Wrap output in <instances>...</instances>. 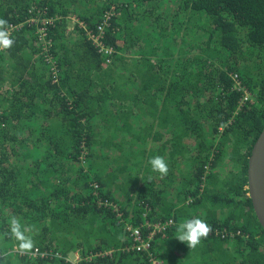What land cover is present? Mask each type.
Returning <instances> with one entry per match:
<instances>
[{
    "label": "trees",
    "instance_id": "16d2710c",
    "mask_svg": "<svg viewBox=\"0 0 264 264\" xmlns=\"http://www.w3.org/2000/svg\"><path fill=\"white\" fill-rule=\"evenodd\" d=\"M106 11L111 62L88 33ZM73 15L83 26L69 29ZM0 20L14 40L0 48V264H264L247 189L264 127V0H0ZM193 216L209 232L189 248L176 226ZM168 219L149 238L145 223Z\"/></svg>",
    "mask_w": 264,
    "mask_h": 264
},
{
    "label": "clouds",
    "instance_id": "9594fccd",
    "mask_svg": "<svg viewBox=\"0 0 264 264\" xmlns=\"http://www.w3.org/2000/svg\"><path fill=\"white\" fill-rule=\"evenodd\" d=\"M111 12V11H110ZM113 15H111L112 17ZM111 17L109 19H105L103 17L102 22L96 27V30L94 32L89 31V37L92 39L93 43L99 47L100 51H103L106 55H109V58L111 57V54L113 53L112 47H107L102 39L105 33V28L108 26ZM74 18V19H72ZM70 19L74 20V24H79L83 26L82 22H78L77 18L73 15L70 16ZM35 23L38 21L33 20ZM7 22L5 20H0V48L7 49L11 47L14 44V40L9 38V33L7 30L3 28V26ZM44 23L37 28L36 32L43 33L44 32ZM99 26H102V33L100 37V41L102 45H98L92 36L98 35L100 33V30L98 29ZM39 39L44 42V37L39 35ZM106 48H111L110 51H106ZM142 58V57H140ZM110 60V59H109ZM109 62V61H108ZM151 168L154 172H158L161 175H166L168 172V165L165 161V159L159 155L154 156L149 161ZM209 232V227L207 223L202 220L200 217L193 216L191 218H184L182 219L176 226V235L175 237L180 242H185L189 248H195L201 241L202 237H206ZM10 233L15 239L19 242V248L22 250L30 249L33 246V240L30 236L25 235V229L21 225L18 219L12 218L10 221ZM77 257V254H76Z\"/></svg>",
    "mask_w": 264,
    "mask_h": 264
},
{
    "label": "water",
    "instance_id": "95a60500",
    "mask_svg": "<svg viewBox=\"0 0 264 264\" xmlns=\"http://www.w3.org/2000/svg\"><path fill=\"white\" fill-rule=\"evenodd\" d=\"M247 189L253 211L264 229V127L248 157Z\"/></svg>",
    "mask_w": 264,
    "mask_h": 264
},
{
    "label": "rangeland",
    "instance_id": "374dc122",
    "mask_svg": "<svg viewBox=\"0 0 264 264\" xmlns=\"http://www.w3.org/2000/svg\"><path fill=\"white\" fill-rule=\"evenodd\" d=\"M153 8L152 7H150V6H146V8L144 7V6H140V8H137L136 9V11L138 12V10H141V12L143 11V10H145V11H150V10H152ZM155 10V13L156 14H162L163 16H160V18L164 21V23H169V24H171V17L172 16H170V14L172 13V12H174L175 10H176V8L174 7V3L173 2H171V1H162V5L161 6H159V5H157V7L156 8H154ZM118 15H120L119 13H118ZM117 15V16H118ZM159 17V15H156V16H152L151 18H150V23H149V26L147 27V31L149 30V31H151V30H153L152 29V27L153 26H155V24L154 23H152V21H154V19H157ZM72 19H74V18H72ZM72 19H70V25H69V29H71L72 28V26H73V24H74V20H72ZM166 32H168L167 33V35H169V33H171L172 31H171V28H167V29H164ZM145 37V36H144ZM144 37L142 38L143 40H144ZM179 37H180V39H181V37H182V34L179 36V35H174V37H173V40L172 41H176V42H179L180 40H179ZM170 39V38H169ZM196 40V41H195ZM172 41L170 42V43H172ZM197 41L199 42V39L194 35L193 37H192V42H196V44H197ZM156 45V44H155ZM194 46V45H193ZM135 58H140L139 56H138V54H131V55H129L128 57H126V59H127V61H134L135 62ZM148 58H146V57H142L141 58V60L143 61V64H146V60H147ZM111 58H110V60H109V62H111ZM149 60V59H148ZM140 63V62H139ZM144 68H142V67H140V68H136L135 69V71H137V72H141L142 70H143ZM69 260H71L72 262H77L78 261V259H77V257H76V254L75 253H70L69 254V256L67 257Z\"/></svg>",
    "mask_w": 264,
    "mask_h": 264
},
{
    "label": "built area",
    "instance_id": "2783aa9c",
    "mask_svg": "<svg viewBox=\"0 0 264 264\" xmlns=\"http://www.w3.org/2000/svg\"><path fill=\"white\" fill-rule=\"evenodd\" d=\"M112 13L110 11H106L104 14L105 19H109L111 17ZM98 29L100 30V33L98 35H94L92 36V38L94 39V41L98 44V45H102L101 41H100V37L102 36V26H99ZM111 48H106V51H110ZM145 224H147L148 227L152 228V231L148 234L149 238L152 239V236H154L157 233H163L167 227L171 226L173 224V221L171 219L166 220L165 222H157L152 224H149L148 222H146ZM128 229L130 230V235L132 236V238L136 241L133 245L134 248L136 249H143V248H147L149 246L148 241H143L142 237H141V231L138 227H128ZM35 254H37V252H35ZM33 254V255H35Z\"/></svg>",
    "mask_w": 264,
    "mask_h": 264
},
{
    "label": "crops",
    "instance_id": "0c3cea01",
    "mask_svg": "<svg viewBox=\"0 0 264 264\" xmlns=\"http://www.w3.org/2000/svg\"><path fill=\"white\" fill-rule=\"evenodd\" d=\"M141 66H143V64H142V61H140V63H139ZM137 68H140V66L139 67H137Z\"/></svg>",
    "mask_w": 264,
    "mask_h": 264
}]
</instances>
